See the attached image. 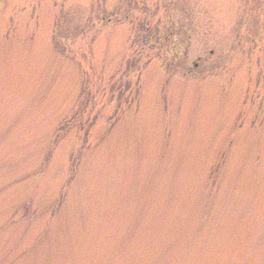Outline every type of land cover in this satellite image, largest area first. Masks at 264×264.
Wrapping results in <instances>:
<instances>
[{"label": "rangeland", "instance_id": "1", "mask_svg": "<svg viewBox=\"0 0 264 264\" xmlns=\"http://www.w3.org/2000/svg\"><path fill=\"white\" fill-rule=\"evenodd\" d=\"M0 264H264V0H0Z\"/></svg>", "mask_w": 264, "mask_h": 264}]
</instances>
